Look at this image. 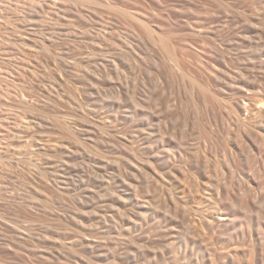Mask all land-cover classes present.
<instances>
[{
    "label": "rangeland",
    "instance_id": "1",
    "mask_svg": "<svg viewBox=\"0 0 264 264\" xmlns=\"http://www.w3.org/2000/svg\"><path fill=\"white\" fill-rule=\"evenodd\" d=\"M0 264H264V0H0Z\"/></svg>",
    "mask_w": 264,
    "mask_h": 264
},
{
    "label": "bare ground",
    "instance_id": "2",
    "mask_svg": "<svg viewBox=\"0 0 264 264\" xmlns=\"http://www.w3.org/2000/svg\"><path fill=\"white\" fill-rule=\"evenodd\" d=\"M244 97V96H243ZM246 98V97H245ZM248 99V98H247Z\"/></svg>",
    "mask_w": 264,
    "mask_h": 264
}]
</instances>
